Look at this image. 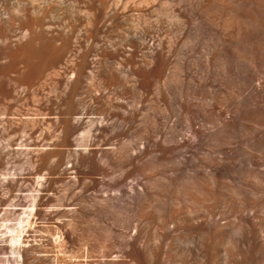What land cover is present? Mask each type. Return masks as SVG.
I'll use <instances>...</instances> for the list:
<instances>
[{"label": "bare ground", "instance_id": "6f19581e", "mask_svg": "<svg viewBox=\"0 0 264 264\" xmlns=\"http://www.w3.org/2000/svg\"><path fill=\"white\" fill-rule=\"evenodd\" d=\"M4 164L8 264H264V0H0Z\"/></svg>", "mask_w": 264, "mask_h": 264}, {"label": "rangeland", "instance_id": "374dc122", "mask_svg": "<svg viewBox=\"0 0 264 264\" xmlns=\"http://www.w3.org/2000/svg\"><path fill=\"white\" fill-rule=\"evenodd\" d=\"M27 142L28 141H24L23 143L28 144L29 142L28 143ZM9 165L4 164V166L0 167V170L1 171L4 170L6 172L7 168H11L10 167L11 165L10 166ZM5 167H7V168H5ZM7 188L8 187L3 185V184H2V187L0 185V240H4L5 237L8 235V231L12 227H17L18 224L20 223V221H21L22 225H25L27 222V218L30 217L31 212L33 210V207L29 206V204H27L29 198L31 197V196H29L30 193L25 191L21 195V196L25 197V200L23 203L25 204L27 202L26 205L20 206V207L19 206L13 207L12 204L15 202V200H14V197H12V196H17L21 193H19V190L10 191ZM21 188H24V186H22ZM8 191H10L12 193L9 194ZM52 192H55V191H52ZM7 199H8V201H7ZM14 212H16V213H14ZM33 224L35 226H42V225H46V222H45V220L41 219L40 217L39 218L35 217ZM45 232L46 231H44L43 233H45ZM45 234H47V233H45ZM4 244H5L4 242H0V246L4 245ZM14 256H16V255L1 252L0 253V264H8V257H14Z\"/></svg>", "mask_w": 264, "mask_h": 264}]
</instances>
